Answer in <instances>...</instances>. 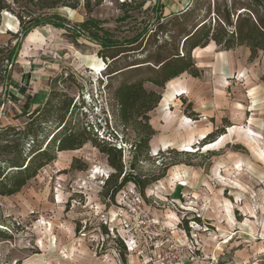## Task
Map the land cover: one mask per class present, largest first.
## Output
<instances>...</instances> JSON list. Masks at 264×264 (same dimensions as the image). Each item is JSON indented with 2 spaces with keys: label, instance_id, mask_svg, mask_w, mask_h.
Wrapping results in <instances>:
<instances>
[{
  "label": "rangeland",
  "instance_id": "374dc122",
  "mask_svg": "<svg viewBox=\"0 0 264 264\" xmlns=\"http://www.w3.org/2000/svg\"><path fill=\"white\" fill-rule=\"evenodd\" d=\"M123 1L100 0L89 15L83 8L44 12L27 8L35 16H58L65 27H39L23 39L7 95L0 91L1 127L23 128L27 119L22 113L42 106L54 89L74 99V121L96 122L102 136L117 135L129 172V148L137 139L119 124L112 93L134 78L110 74L133 63L139 54L130 52L112 63L104 77L99 47L69 29L78 30L91 18L118 40L132 38L153 21V7L159 1L130 0L122 8ZM13 9L21 13L17 5ZM205 11L202 8L201 15ZM124 13L130 18L120 22ZM18 30L15 16L2 14L0 45ZM208 49L196 51L195 58L211 68L221 51ZM260 54L253 62L244 47L225 55L251 71L249 82L236 74L228 80L220 100L224 108H216L213 126V132L223 130L227 137L216 146L206 149L202 140L192 139L195 123L186 98L180 99L179 109L166 108V117L170 113L174 117L166 126L159 104L149 113L155 135L133 175L149 181L164 177L149 184L143 195L128 183L113 202L103 197V183L112 170L106 156L86 144L57 154L18 194L0 197V264H264V101L245 103L244 98L247 87L257 82L252 76L264 62ZM208 72H202L200 86L211 90L216 74ZM187 76H180L177 83ZM144 89L162 98L167 86L160 90L145 84ZM207 99V94L200 95L199 102ZM233 127L234 134H228ZM74 161L82 170L72 168Z\"/></svg>",
  "mask_w": 264,
  "mask_h": 264
},
{
  "label": "trees",
  "instance_id": "16d2710c",
  "mask_svg": "<svg viewBox=\"0 0 264 264\" xmlns=\"http://www.w3.org/2000/svg\"><path fill=\"white\" fill-rule=\"evenodd\" d=\"M128 1H123L121 7L127 6ZM100 4V0H12L10 4L0 0V24L2 14L9 13L15 16L19 26L16 34L9 33L11 39L0 45V91L7 95L22 41L30 32L47 25L56 29L65 27L60 17L35 16L31 11L26 12L27 8L38 12L83 8L89 15ZM16 5L21 8V13L14 11L13 6ZM202 8L206 9L203 15L200 13ZM153 12L151 23L132 38L122 41L91 18L84 21L78 30L69 28L77 36L99 47L98 57L104 64L101 71L104 77L112 63L130 52L132 55L139 54L140 58L134 59L133 63L110 74H131L134 78L112 93L119 124L125 129L130 128L137 139L129 148V172L125 171L122 162L124 150L117 135L108 133L102 136V126L96 122L74 121L72 117L77 109L74 99L52 89L42 106L22 113L27 119L23 128L0 126V197L18 194L40 170L56 160L57 154L77 151L86 144L105 155L112 170L104 180L103 197L113 202L128 183L133 184L139 195H143L149 184L164 177L149 181L133 175L136 163L149 152V142L155 135L148 115L161 101L159 93L146 91L144 85L163 90L168 83L184 74L200 78L202 72L196 68L192 54L211 43L221 52L244 47L249 51V62L255 61L260 53L264 54V0H211L210 3L190 0L185 9L177 14L164 17L160 5H155ZM128 18L124 13L120 22ZM261 81L264 83V74ZM189 110V118L198 121L199 115L192 111L191 105ZM104 123L106 126V120ZM224 134L223 130L212 132L202 140V146L213 143ZM76 162L72 163V168L82 170L75 167ZM164 169L167 170L168 166ZM183 230H187L186 223ZM120 254L124 255V250Z\"/></svg>",
  "mask_w": 264,
  "mask_h": 264
},
{
  "label": "crops",
  "instance_id": "0c3cea01",
  "mask_svg": "<svg viewBox=\"0 0 264 264\" xmlns=\"http://www.w3.org/2000/svg\"><path fill=\"white\" fill-rule=\"evenodd\" d=\"M158 1H159L158 2L159 5L161 6V13L164 17L179 13L180 11L184 10L185 7L190 2V0H158ZM29 35H27V37ZM210 46H211V50L213 48H216V46L213 43H211L206 48L197 49L196 51H206V50L208 51L210 50L208 49L210 48ZM195 52H193L192 56L193 59L195 60L196 68L201 72H203V75L208 74L209 73L208 71L210 69H212V72L214 71V73L216 74V81L214 83V87L211 90L210 89L208 90L205 89L203 86H200V78L194 79L190 76H187V80H185L183 83L180 82L181 84H178L177 83L178 79H175L166 85L167 91L162 95L161 101L159 103V109H162L161 122L166 126L167 124H170L174 119L171 113L166 117L165 115L166 108L170 106L171 109L174 106L179 109L181 106L180 99L186 98L189 104L192 106V111L195 114L199 115V120L193 122L195 123L194 126L195 133L192 139L196 140L198 138V140H203L207 135L213 132V126L216 125V120L214 119L216 108L219 106L224 108V104L221 103L220 100L223 93L228 89L229 86L228 80L231 77H234L236 74L238 76L236 77L237 79L243 78L245 82H249L250 76L248 72H250L251 70L246 68L241 63L237 64L235 62H232L231 60H228L227 58L225 59V55L228 52H220L217 55V59L214 60V63L212 64L211 68L207 66H202L201 64H198L196 62V60H199L200 58L198 59L195 58ZM262 55L263 54L261 53L260 56ZM248 59H249V51H248ZM255 73L256 75H253L252 78L256 79L257 82L256 84H253L254 85L253 87H249V88L247 87L246 90L247 95L246 97H244L246 98L245 103H247V100H251V99L259 103L264 101V83L261 81V78L264 74V62L262 63L261 67H257ZM233 82L234 81H231V83ZM204 94H207L208 99L205 101V103L203 102V100L199 102L200 95H204ZM163 118H165V120ZM230 122L234 123L233 120ZM180 128L181 126L178 125V129ZM151 144H152V140L150 141V146ZM162 147H165V144H162ZM156 150H157V145H156Z\"/></svg>",
  "mask_w": 264,
  "mask_h": 264
},
{
  "label": "bare ground",
  "instance_id": "6f19581e",
  "mask_svg": "<svg viewBox=\"0 0 264 264\" xmlns=\"http://www.w3.org/2000/svg\"><path fill=\"white\" fill-rule=\"evenodd\" d=\"M94 70L97 71V69H95V68H94ZM102 70H103V69H102ZM235 131H236V128H235V127H233V128H229V129H228V134H234ZM246 133H247V132H246ZM246 133H245V134H246ZM246 135H247V134H246ZM226 137H227V135H223V136L219 137V138L216 140V142L206 145L205 148L208 149V148H211V147L216 146L217 144H219L220 142H222ZM247 137H248V136H247ZM248 139H249V138H248ZM250 140H251V139H250ZM188 148H189V147H188ZM153 151L155 152V149H153Z\"/></svg>",
  "mask_w": 264,
  "mask_h": 264
}]
</instances>
